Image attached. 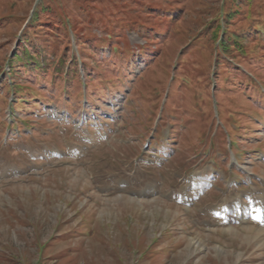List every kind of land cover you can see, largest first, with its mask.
Segmentation results:
<instances>
[{
    "label": "rangeland",
    "instance_id": "rangeland-1",
    "mask_svg": "<svg viewBox=\"0 0 264 264\" xmlns=\"http://www.w3.org/2000/svg\"><path fill=\"white\" fill-rule=\"evenodd\" d=\"M259 197L264 0H0V264H264Z\"/></svg>",
    "mask_w": 264,
    "mask_h": 264
},
{
    "label": "trees",
    "instance_id": "trees-1",
    "mask_svg": "<svg viewBox=\"0 0 264 264\" xmlns=\"http://www.w3.org/2000/svg\"><path fill=\"white\" fill-rule=\"evenodd\" d=\"M232 39L236 42V43H240L241 42V38L239 37V36H233L232 37ZM230 41L229 40H227V39H222L221 40V46H222V48H223V50L224 51H227L228 50V48H230L232 45L229 43ZM22 47V51H23V54L24 55H27V58H29L28 60L30 61V64H34V65H36V63H37V65H39V59H40V56L42 57V55H44V52H42L41 54L42 55H36L38 58H37V60H35L34 59V57H32L33 55H35V54H33V55H31L30 56V52H29V50H26V46H21ZM116 50H117V48H116ZM53 50H50V53H51V55H53ZM21 55V54H20ZM20 55L18 56V58L20 57ZM29 56V57H28ZM26 58V57H25ZM61 64H63L62 62H61ZM64 72V71H63ZM74 72V69H70V70H68L66 73H68V77H67V81L68 80H70L71 81V75L70 74H72ZM57 73L59 74L60 73V68L57 70ZM75 75H76V73H75ZM90 77H91V75L89 76V74H88V78L90 79ZM78 79V78H77ZM50 83H54V81L53 80H50L49 81ZM63 90H67V88L66 87H63ZM21 91V87H19V88H17V92H20ZM16 94H19V93H16ZM22 101H23V99H22Z\"/></svg>",
    "mask_w": 264,
    "mask_h": 264
},
{
    "label": "bare ground",
    "instance_id": "bare-ground-1",
    "mask_svg": "<svg viewBox=\"0 0 264 264\" xmlns=\"http://www.w3.org/2000/svg\"><path fill=\"white\" fill-rule=\"evenodd\" d=\"M256 204L257 206L254 208L253 212L251 213V216L254 217L255 219H259L260 221H264V217H263L264 203L262 202L260 197L256 201ZM224 208H226V206Z\"/></svg>",
    "mask_w": 264,
    "mask_h": 264
}]
</instances>
